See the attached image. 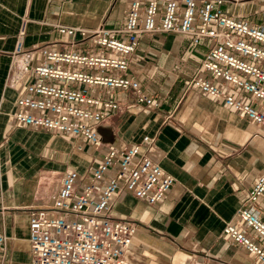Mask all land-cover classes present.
<instances>
[{
	"label": "crops",
	"instance_id": "0c3cea01",
	"mask_svg": "<svg viewBox=\"0 0 264 264\" xmlns=\"http://www.w3.org/2000/svg\"><path fill=\"white\" fill-rule=\"evenodd\" d=\"M130 1L0 0V233L7 241L0 264H30L29 215L53 202L67 170L78 171L81 186L89 165L102 158L106 145L135 142L175 179L154 203L126 190L114 196L111 217H124L138 226L124 250L129 264H201L206 258L264 264L222 231L235 219L264 167V127L219 97L188 85L192 76H206L222 90L249 99L244 90L237 91L222 77L212 78L199 68L211 39L194 42L191 34L175 31L142 33L129 57L127 74L154 94L159 106L137 104L119 91L89 86L91 94L119 101L96 124L98 146L79 135L19 125L14 119L17 96L30 78L10 81V53L21 17L27 15L26 48L48 44L69 49V38L57 32L55 23L119 27L125 23ZM146 2L141 0V7ZM220 7L238 19L264 24V0H222ZM84 49L93 48L80 47ZM40 60L36 53L32 64ZM144 135L149 138L143 139ZM255 203L248 207L264 221V193ZM246 231L264 246V238L251 227Z\"/></svg>",
	"mask_w": 264,
	"mask_h": 264
},
{
	"label": "built area",
	"instance_id": "2783aa9c",
	"mask_svg": "<svg viewBox=\"0 0 264 264\" xmlns=\"http://www.w3.org/2000/svg\"><path fill=\"white\" fill-rule=\"evenodd\" d=\"M221 2L147 0L141 7V0H131L125 23L119 27L55 23L57 32L69 38V49L48 44L26 48L23 37L27 15L22 16L10 53V81L16 83L24 75L30 78L25 91L17 96L14 119L19 125L65 131L100 145L96 124L114 111L119 101L91 94L88 87L116 90L131 102L158 107V98L127 74L128 61L142 33L175 31L191 34L194 42L201 37L211 39L199 68L212 78L222 77L237 91L244 90L249 99L222 90L219 83L206 76L194 75L188 85L219 97L227 107L264 127V24H251L225 13ZM82 46L93 49L82 51ZM36 53L41 60L32 64ZM56 79L62 82H53ZM104 151L99 161L89 165L88 177L81 186L78 171L67 170L53 202L30 213V264H129L124 250L138 226L127 218L111 217L114 196L126 190L154 203L166 195L175 177L147 150L141 151L138 142L123 147L108 144ZM249 189L235 219L226 222L222 231L264 263V246L246 231L249 226L264 238L263 219L248 207L255 206L264 193V167ZM6 242V235L0 233V260ZM201 264L228 263L206 258Z\"/></svg>",
	"mask_w": 264,
	"mask_h": 264
}]
</instances>
